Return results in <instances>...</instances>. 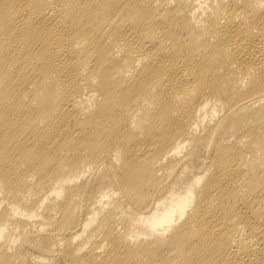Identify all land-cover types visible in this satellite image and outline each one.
Masks as SVG:
<instances>
[{
	"label": "bare ground",
	"instance_id": "6f19581e",
	"mask_svg": "<svg viewBox=\"0 0 264 264\" xmlns=\"http://www.w3.org/2000/svg\"><path fill=\"white\" fill-rule=\"evenodd\" d=\"M0 264H264V0H0Z\"/></svg>",
	"mask_w": 264,
	"mask_h": 264
}]
</instances>
